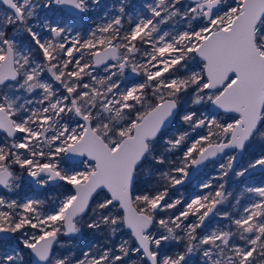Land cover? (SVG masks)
I'll return each instance as SVG.
<instances>
[{
	"label": "snow or ice",
	"instance_id": "snow-or-ice-1",
	"mask_svg": "<svg viewBox=\"0 0 264 264\" xmlns=\"http://www.w3.org/2000/svg\"><path fill=\"white\" fill-rule=\"evenodd\" d=\"M101 7L0 0V264H264V0Z\"/></svg>",
	"mask_w": 264,
	"mask_h": 264
},
{
	"label": "rangeland",
	"instance_id": "rangeland-1",
	"mask_svg": "<svg viewBox=\"0 0 264 264\" xmlns=\"http://www.w3.org/2000/svg\"><path fill=\"white\" fill-rule=\"evenodd\" d=\"M101 1H104V0H101ZM116 2H117V0H106V6H105L104 9L101 11V13H100L99 16L103 15V12H104V11H106V10H110L111 5H113V4L116 3ZM130 3L132 4V6H133L134 8H138V7L142 6V4L144 3V0H130ZM130 10H131V9H130ZM99 16H98V17H99ZM96 20H97V22H98V19H96ZM173 127H175V126H173ZM256 148H257V147H256ZM247 159H248V158H247ZM247 159L245 158V159H244V162H245V161L247 162ZM246 162H245L244 164H246ZM81 167H82V165H81ZM255 171H260V169L257 168V169H255V170L252 171V172H255ZM252 172H250V174H251ZM213 174H214V169L212 168L211 165H210L208 168H205V169H204V170L198 175V177H197L193 182H191V183L189 184L190 192H196V191H197V193L200 194V195L204 194V192H205L206 190H201V189L199 188V182L208 179V178L211 177ZM260 183H264V179L261 180V181H255L254 178H253V179H252V178H251V179H248V180H247V185H245L244 182L242 183V185H240L239 192H241L245 186H258ZM233 186H234V185H233ZM23 191H24V190L21 191V195L23 194ZM174 193H175V195L173 196L174 198L179 197L180 195H177V194H178V193L181 194V193H182V190H177V191L174 192ZM198 194H197V195H198ZM22 196H23V195H22ZM38 196H39L40 199H43V200H46V201H47V199H46L45 197H42L41 195H38ZM191 197H192V196H191ZM191 197H185V198L190 199ZM47 198H48V197H47ZM246 202H247V201L244 200V199L242 198L241 203L243 204V203H246ZM240 210H242V209H240Z\"/></svg>",
	"mask_w": 264,
	"mask_h": 264
},
{
	"label": "flooded vegetation",
	"instance_id": "flooded-vegetation-1",
	"mask_svg": "<svg viewBox=\"0 0 264 264\" xmlns=\"http://www.w3.org/2000/svg\"><path fill=\"white\" fill-rule=\"evenodd\" d=\"M41 15H44V12H41ZM99 16V15H98ZM98 16L97 17H95L96 19H98ZM95 19V21H97ZM99 22V21H98ZM257 148H256V150L257 151H259V148H260V146L259 145H257L256 146ZM247 159L248 157H247V155H245L243 158H242V160L241 161H239L238 163L239 164H244L245 162H244V159ZM81 159H83V158H80L79 160H81ZM69 163H72V162H69ZM204 169H202V171H203ZM201 171V172H202ZM201 172H199L190 182H188V183H186L183 187H179L178 188V190H182V193H183V195H184V197H191V196H194V195H197L198 193H197V191L196 192H190V187H189V184L191 183V182H193L197 177H198V175L201 173ZM260 173H261V170L260 171H255V172H252L251 174H249V176L246 178L247 180L248 179H255V181H259V180H257L258 179V177H259V175H260ZM263 179H264V175H263V177H262ZM260 179V180H263V179ZM230 181L232 182V180L230 179ZM244 181L242 180V181H239V182H236V190L238 191V193L237 194H239L240 192H239V188H240V185H242V183H243ZM24 191H23V194L22 195H24V193L25 192H28V194L29 195H31V192H29V190L27 189V188H24L23 189ZM214 190V189H213ZM35 191L37 192V194L38 195H41L42 197H45L46 199H48L47 197H50V196H55V195H58L59 194V192H60V189L56 186V185H51V186H49L48 188H46V189H35ZM207 191V190H206ZM173 196L175 195V193H173L172 194ZM177 195H180V193H178ZM242 201V200H241ZM235 201L233 200V203H234ZM213 226H215V224L213 223ZM194 259V261H198V257H194L193 258Z\"/></svg>",
	"mask_w": 264,
	"mask_h": 264
},
{
	"label": "trees",
	"instance_id": "trees-1",
	"mask_svg": "<svg viewBox=\"0 0 264 264\" xmlns=\"http://www.w3.org/2000/svg\"><path fill=\"white\" fill-rule=\"evenodd\" d=\"M101 5H102L101 8L96 9L94 12H92V13H90V14L88 15L87 24H90V23H92L93 21H95V19H96L95 17H97L98 15H100L101 11H102V10L104 9V7L106 6V0L101 1ZM87 24H86L85 26H87ZM173 126H175V125H173ZM263 175H264V172H261L257 180L261 181L260 179L263 177ZM262 179H263V178H262ZM233 185H234V186H233ZM228 188H229L230 190H233L235 194L238 193V191L236 190V182H234V181H232V182L229 181Z\"/></svg>",
	"mask_w": 264,
	"mask_h": 264
},
{
	"label": "water",
	"instance_id": "water-1",
	"mask_svg": "<svg viewBox=\"0 0 264 264\" xmlns=\"http://www.w3.org/2000/svg\"><path fill=\"white\" fill-rule=\"evenodd\" d=\"M75 159H76V160H79L80 157H76ZM69 162H72V161H69ZM201 171H202V170H201ZM197 174H198V173H197ZM197 174H196V175H197ZM196 175H195V176H196ZM195 176H194V177H195ZM194 177H193V178H194ZM193 178H192V179H193Z\"/></svg>",
	"mask_w": 264,
	"mask_h": 264
}]
</instances>
